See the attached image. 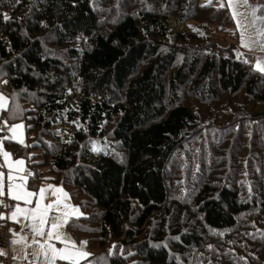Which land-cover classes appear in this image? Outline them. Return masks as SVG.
I'll use <instances>...</instances> for the list:
<instances>
[{"label":"trees","instance_id":"trees-1","mask_svg":"<svg viewBox=\"0 0 264 264\" xmlns=\"http://www.w3.org/2000/svg\"><path fill=\"white\" fill-rule=\"evenodd\" d=\"M203 1L0 0V87L27 138L4 149L82 212L91 264H264V74Z\"/></svg>","mask_w":264,"mask_h":264},{"label":"snow or ice","instance_id":"snow-or-ice-1","mask_svg":"<svg viewBox=\"0 0 264 264\" xmlns=\"http://www.w3.org/2000/svg\"><path fill=\"white\" fill-rule=\"evenodd\" d=\"M220 7H227L230 10L239 30L241 47L249 50L258 47L260 51H264V5L254 6L249 0H220ZM240 8L249 10L250 23L242 22L241 17L244 14L238 10ZM7 19L5 14V20ZM249 28L255 31V40L249 36ZM244 62L248 63L247 60ZM253 70L264 74V59L257 58ZM6 110H8V98L0 94V112ZM11 118L14 119L15 116ZM5 126H7L6 121ZM23 128L22 124L13 125L9 127L11 136H0V157L3 158V163L0 164V221L16 223L20 225L21 232L27 229L28 234L31 235V240H29L28 234L21 235L15 230H10L12 236L10 242L14 253L12 258L20 264L24 262L27 264H57V261H62L64 264H81L91 254L77 246L75 241L65 239L61 231L71 217L78 218L81 215L79 209L66 202L69 197L62 188L49 185L41 187L38 191L29 190L27 180L34 174L27 172L24 160L13 161L10 153L2 148L4 140H12L23 145ZM5 166L8 169L6 184L3 171ZM5 195L15 203L5 202L2 199ZM52 196H55V200L45 204V200H49ZM52 213H59V215L53 216ZM3 226L0 224V227ZM53 241L62 244L63 247L58 248ZM81 244L86 246L87 241H82ZM18 245L20 246L19 253H17ZM6 255L7 253L0 248V256Z\"/></svg>","mask_w":264,"mask_h":264},{"label":"rangeland","instance_id":"rangeland-1","mask_svg":"<svg viewBox=\"0 0 264 264\" xmlns=\"http://www.w3.org/2000/svg\"><path fill=\"white\" fill-rule=\"evenodd\" d=\"M216 1L218 2V0H211V3H214L215 7H220V2H218L219 4H216ZM205 2V4L207 5H210L208 4L210 2V0H205L203 1ZM252 5V4H251ZM255 5H264V0L261 1L259 4H254ZM241 13H243L244 15L241 17V20L243 23L245 24H248L250 23L251 21V16L248 14V9H245V8H240L238 9ZM229 14H230V10H229ZM260 13H258L259 15ZM120 17V16H119ZM230 17L232 19V23H233V30H234V33L236 35V37L234 36L235 38V41H234V38L232 37L233 35V31L232 29L230 28H227L225 29V33L223 34H220V33H216L214 35L215 39L218 41L219 44H223L224 46H232V44L234 43V45H236V48L240 51H242L243 53H245L246 55H250V56H255V57H261L263 56L264 54V51H260L258 47H255L254 50H249L247 48H244V47H241V44H240V34H239V30L237 28V24L235 23V21L233 20L231 14H230ZM245 17H247V19H245ZM100 27H101V30L106 32L108 31L110 28H108V24H107V18L106 16H102L101 20H100ZM168 27L171 29H174L175 31H180V32H185V30H188L190 31L191 28H190V25H188L187 23L185 24H175L174 21L171 19L169 21V24H168ZM248 32H249V36L255 40L256 39V35H255V31L252 29V28H249L248 29ZM234 41V42H233ZM257 59V58H256ZM0 94H2L4 97L8 98V107L10 108V114H16L15 118L13 119H10V118H4L3 114L6 112V111H3V112H0V136H11V133L9 132V127L13 126V125H18V124H22L24 126L23 128V140H24V146L27 145V138H26V128H25V124H24V121H20L17 117L18 114H20L22 111H23V107H22V102L21 100L19 99L18 97V94L17 92H14L8 85V83L6 82V80L3 82V84H1V87H0ZM5 121L7 122V126H5ZM116 123H111L110 126H109V129L106 131L107 133L113 129V127L115 126ZM4 141H8V140H4ZM11 142H15V141H12ZM17 143V142H15ZM19 145H21L20 143H17ZM22 146V145H21ZM2 148L4 151H6L4 149V146L2 145ZM8 152V151H7ZM9 153V152H8ZM41 174H43V177L45 180H51L53 179V177H50L49 176V173H47L48 171L46 170H41L40 171ZM168 182L172 185V187H174V189L177 191L180 189V186H179V183L178 181H175V180H168ZM50 184V183H49ZM49 184H46V183H42L41 185L39 184L38 188L36 191H38L41 187H46V186H49ZM191 185L194 186V188L191 187ZM190 187L186 190H181V196L183 197V194H184V191H189V192H192L193 190H195L196 186L195 184H193V182L191 183ZM51 186H54V185H51ZM56 187V186H54ZM65 192V191H63ZM66 193V192H65ZM55 200V196H52L49 200H45V204L51 202ZM70 206L71 203H70V200L68 199L66 201ZM86 200L83 199V203H85ZM185 202L182 201V199L179 198L178 202L176 203V205H183ZM73 207V206H72ZM90 213H94L95 210L94 208L90 207ZM7 210H5L6 212ZM81 215L82 216V212L80 211ZM51 215L53 216H56V215H59V213H52ZM80 216L77 218V217H71L69 219V222L67 223L66 226H64L61 231L63 232L64 234V237L65 239H71L72 241H75L77 246L79 247H82L84 251L90 253L91 255L84 261L81 262V264H91L90 262V258H92L93 256H95L96 254L92 251L91 249V245H90V242L88 239L84 238V237H78L76 236L75 232H74V228L76 227V225L78 224L79 220H80ZM11 225L10 227V230H14L13 228V222H10L8 221ZM156 224V222H155ZM155 224H154V229H155ZM14 225H18L16 223H14ZM17 233H20L21 234V228H20V225H18V230H16ZM154 233V232H153ZM206 234L208 236L212 235V233H209L206 231ZM12 239V238H11ZM30 240V239H29ZM82 241H87V245L86 246H83L81 244ZM55 242V241H54ZM213 243V241H210V243L208 244L209 246H211V244ZM56 244L60 247H63L62 244L56 242ZM19 245L17 246V253H19ZM10 258L13 259V250H12V245H11V242H10ZM29 251H31V249H29ZM29 259H31V257H29ZM14 262V264H20L19 261L17 260H12ZM134 264H138L140 263V260H136L133 262ZM24 264H27V262H24ZM57 264H64V262L62 261H57Z\"/></svg>","mask_w":264,"mask_h":264},{"label":"built area","instance_id":"built-area-1","mask_svg":"<svg viewBox=\"0 0 264 264\" xmlns=\"http://www.w3.org/2000/svg\"><path fill=\"white\" fill-rule=\"evenodd\" d=\"M263 0H249L250 4H259ZM10 204H14L10 202ZM7 213V211H6ZM0 224L4 225L3 227H0V248H2L7 255L6 256H0V264H12L13 259L9 257V251H10V241H11V233H10V223L8 221H0Z\"/></svg>","mask_w":264,"mask_h":264},{"label":"crops","instance_id":"crops-1","mask_svg":"<svg viewBox=\"0 0 264 264\" xmlns=\"http://www.w3.org/2000/svg\"><path fill=\"white\" fill-rule=\"evenodd\" d=\"M205 1V0H204ZM218 2H220V0H218ZM217 1H216V4H219ZM208 4H212L211 2H209ZM232 31H233V35H232V37L234 38V36L236 37V35H235V33H234V30L232 29ZM237 38V37H236ZM234 41H235V38H234ZM233 41V42H234ZM264 54V53H263ZM256 58H261V59H264V55L263 56H261V57H256ZM11 159L13 160V161H16V160H14L12 157H11ZM3 163V158L2 157H0V164H2ZM25 168H26V166H25ZM27 170V169H26ZM3 171L5 172V184L7 183V171H8V169H7V167L5 166L4 167V169H3ZM27 172H29L28 170H27ZM23 174H26V173H23ZM30 178V177H29ZM28 178V179H29ZM46 184H49V183H46ZM41 185V184H40ZM49 185H54V184H49ZM27 186H28V180H27ZM55 186V185H54ZM56 187H58V186H56ZM58 188H60V187H58ZM5 191H7V189L5 188ZM36 191V190H35ZM2 199H4L5 200V202H7V203H10V202H12V203H15L14 201H11V200H9L8 198H7V195H5V197H3ZM34 203H35V200H34ZM71 203V202H70ZM72 205V204H71ZM10 225H12V224H10ZM13 228H14V230L16 231V230H18V225H14V223H13ZM25 234H28V232H27V229H25V231L24 232H21V235H25ZM29 235V239L31 240V235L30 234H28ZM12 238V237H11ZM53 243H55L56 244V242H54L53 241ZM56 246L58 247V248H60V246H58L57 244H56ZM9 257H10V251H9ZM91 259V258H90ZM12 264H14V262L12 263Z\"/></svg>","mask_w":264,"mask_h":264}]
</instances>
